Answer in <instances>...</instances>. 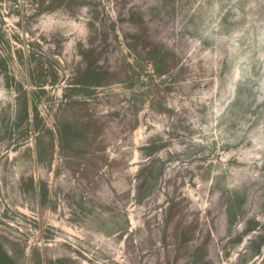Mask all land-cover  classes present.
<instances>
[{
  "label": "rangeland",
  "instance_id": "374dc122",
  "mask_svg": "<svg viewBox=\"0 0 264 264\" xmlns=\"http://www.w3.org/2000/svg\"><path fill=\"white\" fill-rule=\"evenodd\" d=\"M0 264H264V0H0Z\"/></svg>",
  "mask_w": 264,
  "mask_h": 264
}]
</instances>
